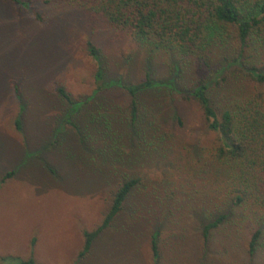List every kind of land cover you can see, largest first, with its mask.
I'll return each instance as SVG.
<instances>
[{"label": "rangeland", "instance_id": "1", "mask_svg": "<svg viewBox=\"0 0 264 264\" xmlns=\"http://www.w3.org/2000/svg\"><path fill=\"white\" fill-rule=\"evenodd\" d=\"M87 42L104 60V81L115 82L97 93V65ZM228 53L230 49L216 48L205 57L208 64L197 58L179 62L133 42L65 0H30L26 5L0 0V151L23 156L19 163L1 165L0 258L27 260L36 247L54 264H98L100 252L79 258L82 233L102 223L120 183L135 177L140 184L118 218L96 237L92 250L116 245L118 264H154L150 235L158 229V264H264V249L252 260L246 253L256 220L245 205L236 209L231 223L211 232L204 253L200 211L226 209L229 197L209 158L214 136L193 101L142 93L137 99L141 123L153 124L161 140L153 142L150 136L133 146L125 133L129 97L122 85L146 77L168 79L173 63L179 62L176 83L189 90L208 82ZM248 54L250 61L264 63V51ZM226 76L220 86L209 88L219 109L264 91V84L238 69H228ZM55 83L80 110L71 120L86 137V151L69 123L71 105L54 93ZM97 114L110 117L112 129L93 123L91 116ZM9 173L13 175L5 179ZM25 238L28 242L21 243ZM25 245V254L15 253Z\"/></svg>", "mask_w": 264, "mask_h": 264}, {"label": "trees", "instance_id": "2", "mask_svg": "<svg viewBox=\"0 0 264 264\" xmlns=\"http://www.w3.org/2000/svg\"><path fill=\"white\" fill-rule=\"evenodd\" d=\"M5 1L26 5L30 0ZM65 1L77 5L92 16L99 17L106 26L129 36L133 42L154 52L168 53L179 62L197 58L208 64L205 58L207 54H211L216 48L225 51L230 49V53L222 57L220 67L213 77L208 82L200 81L189 90H181L176 83L180 73L179 62L173 63L168 79L154 81L146 77L143 82L122 85L129 97V118L125 125L128 132L125 133L130 137L128 140L131 139L133 146L136 141L140 142L141 146V141H146L150 136L153 142L161 140L160 135L157 137L158 131L153 124L149 127L141 123L137 99L142 93H160L170 100L179 97L193 101L200 110L206 130L214 136L209 158L219 168L217 173L223 179L229 197L226 209L210 212L202 208L200 211L198 227L204 253L207 252L206 244L211 232L231 223L236 209L245 205L244 207L250 208L256 220L246 249L248 257L252 260L264 249V91L255 92L240 103H230L226 108L219 109L210 98L209 88L213 84L220 86L224 83L226 71L230 68L238 69L258 83L264 84V63L256 64L250 61L248 54L252 50L264 51V0ZM86 49L97 65L94 75L95 93L114 85V81H104V60L98 48L92 42H87ZM53 91L62 102L71 105L69 123L73 122L72 127L78 134L80 145L86 151V137L82 136L81 127L71 120L79 113L78 106L72 103L61 84L55 83ZM14 95L16 98L20 97L16 86ZM91 100L97 104L95 97ZM19 110L21 113L24 107L20 105ZM91 118L93 123L99 122L104 128L112 129L110 117L97 114ZM174 121L179 128L183 127L180 117L175 116ZM15 125L20 130L19 117L15 120ZM133 152H128L127 155ZM12 175L6 174L5 179ZM139 184V178L123 179L113 195L102 223L95 230L82 233L84 244L79 258L89 252L99 233L118 218L123 211L124 202ZM158 234L159 230L155 229L150 235L154 264H158L159 260ZM0 263L38 264L31 256L27 260L5 256L0 258Z\"/></svg>", "mask_w": 264, "mask_h": 264}, {"label": "crops", "instance_id": "3", "mask_svg": "<svg viewBox=\"0 0 264 264\" xmlns=\"http://www.w3.org/2000/svg\"><path fill=\"white\" fill-rule=\"evenodd\" d=\"M22 159H23V156H21V155H19L17 157L9 156L8 154L3 155L2 151H0V172L3 170V166L5 165V162L19 163V162L22 161ZM1 165H3V166H1ZM26 241H27V238H25V240L23 242H21V243H25ZM21 243H19V244H21ZM93 246H94V241H93V243L91 245V248H90L88 253H90L92 251L101 253V259H99L98 264H118V262L120 261L119 259H117V255H118L117 251L118 250H117V246L116 245L107 244L106 246H101L99 248V250H97V251L96 250H92ZM101 248L103 250H101ZM26 252H27V246L26 245L23 248V251H22V247L21 246H19V248L16 249V251H15V253H18L20 256H21V253L25 254ZM32 256H33V259H35V261H37L38 263H41V264H54L47 258V255L44 252H42V254L39 252V248L35 247V250H33Z\"/></svg>", "mask_w": 264, "mask_h": 264}]
</instances>
